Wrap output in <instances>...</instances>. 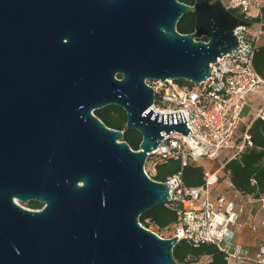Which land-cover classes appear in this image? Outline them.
I'll return each mask as SVG.
<instances>
[{
	"label": "water",
	"instance_id": "water-1",
	"mask_svg": "<svg viewBox=\"0 0 264 264\" xmlns=\"http://www.w3.org/2000/svg\"><path fill=\"white\" fill-rule=\"evenodd\" d=\"M116 1L67 22L56 8L0 0V264H179L178 235L138 218L170 198L144 173L147 152L162 131L191 129L182 111H153L145 80L202 82L251 21L222 0ZM189 11L194 31L180 33ZM109 104L141 134L139 150L93 113Z\"/></svg>",
	"mask_w": 264,
	"mask_h": 264
},
{
	"label": "built area",
	"instance_id": "built-area-1",
	"mask_svg": "<svg viewBox=\"0 0 264 264\" xmlns=\"http://www.w3.org/2000/svg\"><path fill=\"white\" fill-rule=\"evenodd\" d=\"M223 3L234 15L251 22L249 26L238 25L234 29L238 45L210 64V74L202 82L195 84L172 78L145 80L154 91L153 111H182L191 131L187 134L162 131L157 147L146 154L143 171L156 180L158 167L170 160H179L182 166L196 165L200 158L216 160L223 148L233 153L214 169L201 166L202 182L198 185H186L181 172L160 181L168 185L167 202L176 210V219L164 226L149 218L138 223L160 238L178 235L174 246L181 240L193 246L213 244L223 254L225 264H264V194H241L225 169L230 159L253 145L248 132L252 121L256 118L264 121V73L254 67L256 46L264 33V1L225 0ZM252 8L257 14L250 13ZM246 97L261 100L255 116L242 125L241 111ZM240 126L243 132L237 136ZM232 141L236 144L232 145ZM176 261L212 264L213 255L188 252L181 261Z\"/></svg>",
	"mask_w": 264,
	"mask_h": 264
},
{
	"label": "trees",
	"instance_id": "trees-1",
	"mask_svg": "<svg viewBox=\"0 0 264 264\" xmlns=\"http://www.w3.org/2000/svg\"><path fill=\"white\" fill-rule=\"evenodd\" d=\"M181 2L192 4L194 0H179ZM264 11V8H263ZM195 15L192 11L186 12L180 16L176 23V29L180 33H190L194 31ZM200 39L207 40L205 36ZM254 67L264 73V44L256 46L254 54ZM93 113L102 120V122L111 128L123 131V140L130 148L137 150L141 142V134L133 128L126 127V113L119 105L109 104L102 108L93 110ZM253 145L247 147L239 156L230 159L225 164L229 179L237 191L243 195L258 196L264 194V121L256 118L248 128ZM181 172L184 183L188 186L198 185L202 182L201 166L196 164L181 165L179 160H170L168 163L158 167L157 175L154 179L163 181L168 176ZM26 207L39 208L41 204L31 201ZM146 218L164 226L176 219V210L171 207L169 202L157 204L142 213L138 220L145 222ZM207 252L213 255L212 264H225L223 254L210 243H201L193 246L186 240L179 241L172 250L173 257L181 261L186 253Z\"/></svg>",
	"mask_w": 264,
	"mask_h": 264
},
{
	"label": "flooded vegetation",
	"instance_id": "flooded-vegetation-1",
	"mask_svg": "<svg viewBox=\"0 0 264 264\" xmlns=\"http://www.w3.org/2000/svg\"><path fill=\"white\" fill-rule=\"evenodd\" d=\"M121 1L122 0L118 1L119 6H121ZM29 3L39 5L40 7L43 8H56L60 11L61 19L69 22L75 16L71 13L73 10L85 9L92 5H97L98 7L101 8H112L117 4V1L116 0H29ZM31 201L41 204V207L34 209L26 207L25 205H27ZM20 205L25 206L26 208L32 210H40L43 206L41 202L34 199L21 202Z\"/></svg>",
	"mask_w": 264,
	"mask_h": 264
},
{
	"label": "rangeland",
	"instance_id": "rangeland-1",
	"mask_svg": "<svg viewBox=\"0 0 264 264\" xmlns=\"http://www.w3.org/2000/svg\"><path fill=\"white\" fill-rule=\"evenodd\" d=\"M225 2V0H222ZM257 10L252 8L250 10V13H252L253 15L257 14L256 13ZM257 26L255 25V27H253V29H255ZM264 41V33L261 35L259 42H263ZM260 97H256L255 99L251 100L249 97H246L244 105H243V109L241 111V115H242V125L246 124L248 122L249 119L253 118L257 112V109L259 108V103H260ZM242 128L243 126H240L239 129L237 130V136H241L242 134ZM232 145H235L236 142L232 141L231 142ZM233 153V151H229L226 148H223L220 150L219 152V156L217 157L216 160H213L212 162H210L209 160H206L204 158H200L197 161V164L200 166H203L204 168H206L207 170H211L214 169V167H217V165L223 164L225 158H230L231 154ZM18 203L21 204V202L18 201Z\"/></svg>",
	"mask_w": 264,
	"mask_h": 264
},
{
	"label": "crops",
	"instance_id": "crops-1",
	"mask_svg": "<svg viewBox=\"0 0 264 264\" xmlns=\"http://www.w3.org/2000/svg\"><path fill=\"white\" fill-rule=\"evenodd\" d=\"M263 1H264V0H263ZM259 43H260V44H264V41H263V42H259ZM261 215H262V212H259V213H258V217H261ZM248 238L252 240V236H248Z\"/></svg>",
	"mask_w": 264,
	"mask_h": 264
}]
</instances>
